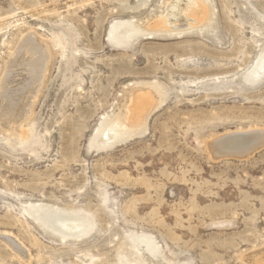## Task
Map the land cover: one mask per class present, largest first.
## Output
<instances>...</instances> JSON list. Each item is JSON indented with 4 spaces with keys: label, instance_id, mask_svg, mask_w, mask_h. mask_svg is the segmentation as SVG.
I'll use <instances>...</instances> for the list:
<instances>
[{
    "label": "rangeland",
    "instance_id": "rangeland-1",
    "mask_svg": "<svg viewBox=\"0 0 264 264\" xmlns=\"http://www.w3.org/2000/svg\"><path fill=\"white\" fill-rule=\"evenodd\" d=\"M171 1L0 0V95L20 48L45 55L19 130L0 124V234L27 254L0 240V264H264V146L209 145L264 130V0L154 28Z\"/></svg>",
    "mask_w": 264,
    "mask_h": 264
},
{
    "label": "bare ground",
    "instance_id": "bare-ground-1",
    "mask_svg": "<svg viewBox=\"0 0 264 264\" xmlns=\"http://www.w3.org/2000/svg\"><path fill=\"white\" fill-rule=\"evenodd\" d=\"M165 10L166 14L153 24L154 28L180 30L197 26L204 19L207 9L200 0H173ZM122 29L124 30L118 34V37H126L130 33L127 28L123 27ZM20 49V54L16 56L21 65L20 76L13 72L14 63L9 64L8 71L5 74L6 78L3 81V92L0 95V124L8 130L16 131L19 130L18 121L28 111V104L40 83L39 80L42 78L44 68L42 65L45 61V55L37 51L32 43H28ZM147 99L144 98L142 105L139 102L141 99L135 101L133 108L128 112L127 118L125 117L127 122L136 124L142 121L145 108L147 109V106H150V99ZM109 128L108 132L101 133L94 138L93 146L103 148V146L117 143L124 138L126 127L122 128L116 123V125ZM209 145L212 153L217 156L225 154L247 157L264 146V130L255 129L229 133L215 139ZM57 225L62 231L69 233L80 232L81 230L80 222L73 224L57 223ZM0 240L17 252L21 258L27 257L25 249L12 236L0 234Z\"/></svg>",
    "mask_w": 264,
    "mask_h": 264
}]
</instances>
